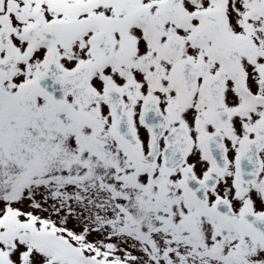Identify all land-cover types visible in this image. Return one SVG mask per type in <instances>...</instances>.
I'll list each match as a JSON object with an SVG mask.
<instances>
[{
	"label": "snow or ice",
	"instance_id": "snow-or-ice-1",
	"mask_svg": "<svg viewBox=\"0 0 264 264\" xmlns=\"http://www.w3.org/2000/svg\"><path fill=\"white\" fill-rule=\"evenodd\" d=\"M0 264H264V0H0Z\"/></svg>",
	"mask_w": 264,
	"mask_h": 264
}]
</instances>
